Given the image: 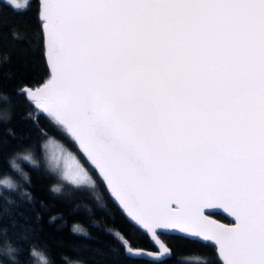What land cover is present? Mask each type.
Masks as SVG:
<instances>
[{
    "label": "snow or ice",
    "instance_id": "1",
    "mask_svg": "<svg viewBox=\"0 0 264 264\" xmlns=\"http://www.w3.org/2000/svg\"><path fill=\"white\" fill-rule=\"evenodd\" d=\"M42 20L51 78L21 92L128 215L153 237L214 241L223 264H264V0H43ZM69 175L87 181L79 165Z\"/></svg>",
    "mask_w": 264,
    "mask_h": 264
},
{
    "label": "trees",
    "instance_id": "2",
    "mask_svg": "<svg viewBox=\"0 0 264 264\" xmlns=\"http://www.w3.org/2000/svg\"><path fill=\"white\" fill-rule=\"evenodd\" d=\"M46 52L40 0H27L20 9L0 0V178L12 183L0 189V264H41L31 256L33 247L50 264H223L210 244L161 233L169 251L165 258L129 254L126 245L155 249L114 204L70 134L48 113L35 114L36 104L21 92L48 80ZM46 137L73 153L91 185L69 184L47 166ZM19 153L31 159H16ZM57 186L61 190L53 191ZM211 216L229 222L218 213Z\"/></svg>",
    "mask_w": 264,
    "mask_h": 264
},
{
    "label": "water",
    "instance_id": "3",
    "mask_svg": "<svg viewBox=\"0 0 264 264\" xmlns=\"http://www.w3.org/2000/svg\"><path fill=\"white\" fill-rule=\"evenodd\" d=\"M40 3H41V6H42L43 5V0H40ZM44 36H45L46 42H47V32H46V29H44ZM45 61H46V64H47V67H48V71H49V78H48V80H49L51 78V66H50V63H49V60H48V54H47V52L45 54ZM46 82H44V83H42V84H40V85H38L36 87H33V88H29V87H24V88L31 89V90H35V89H37L39 87H42ZM24 88H22V89H24ZM26 97L29 100H31L27 95H26ZM39 112H43V111L36 106L35 114L36 113H39ZM75 143H76L79 151L81 152V154H83V156L87 159V161L96 169L97 173L99 174V176L103 180V182L105 184V187H106V189H107V191H108V193H109L112 201L114 202V204L121 210V212L126 216V218L128 219V221L131 224L135 225L141 232H143L148 237V239L150 240L151 244L153 245V247L155 249L154 251L134 250V254H130L131 256H140V257H143V258H146V259H152V260H160V259L165 258L168 255L169 251L167 253H165L161 249V247H160V244H163L164 245V243L158 237V234L161 233V234H169V235H175V236H183V237H186V238H188L190 240H196V241L201 242V243H208V244H210L214 248L217 257L223 263V259L219 255V246L218 245H215V242L214 241H205V240H203L202 237H194V236H191L189 233L180 231L179 228H157V229H155L156 236L153 237L152 232L148 231V229L144 228L143 225L137 223L135 220L132 219L131 216L128 215L127 209H125L124 206L119 202V200L116 199L115 195L112 193L111 188L108 186L107 181H105L104 178H103V176L100 174L99 169H97L95 167V165H93L91 163V161L87 158V155L85 153H83V151L79 148V145H78V143L76 141H75ZM171 207L173 208V210H176V207L177 206L175 204H173V205H171ZM214 213H218V214L224 216L229 222L228 223H225V222L218 221V220L214 219L211 216V214H214ZM204 215L209 220H213L217 224H222L225 227H234L235 226V219H234V217L230 216L222 208H206V209H204ZM157 240L160 243H157ZM164 247L167 248L165 245H164Z\"/></svg>",
    "mask_w": 264,
    "mask_h": 264
},
{
    "label": "rangeland",
    "instance_id": "4",
    "mask_svg": "<svg viewBox=\"0 0 264 264\" xmlns=\"http://www.w3.org/2000/svg\"><path fill=\"white\" fill-rule=\"evenodd\" d=\"M7 3H9L14 8L15 5L11 2V0H4ZM27 0H17V2L21 5L20 8H23L26 4ZM17 8V9H20ZM43 150L45 154V160L47 166L54 170L56 174L65 182L75 185V186H89L91 185V179L84 170V168L81 166L79 161L76 159V157L73 155L71 151H69L67 148H65L60 142L57 140L46 137L43 141ZM27 155V153H19L15 155V158H21L24 159V156ZM25 160V159H24ZM72 165L73 167H70ZM74 165H79L84 172L87 174V181L85 183H74L70 179V173L74 171ZM12 183L8 178H0V189L3 187H9Z\"/></svg>",
    "mask_w": 264,
    "mask_h": 264
}]
</instances>
